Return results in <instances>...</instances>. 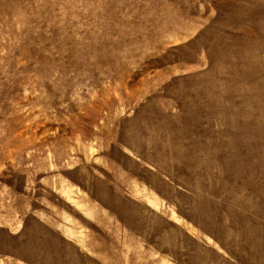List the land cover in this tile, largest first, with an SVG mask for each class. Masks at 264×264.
I'll use <instances>...</instances> for the list:
<instances>
[{
    "label": "rangeland",
    "instance_id": "1",
    "mask_svg": "<svg viewBox=\"0 0 264 264\" xmlns=\"http://www.w3.org/2000/svg\"><path fill=\"white\" fill-rule=\"evenodd\" d=\"M0 264H264V0H0Z\"/></svg>",
    "mask_w": 264,
    "mask_h": 264
}]
</instances>
